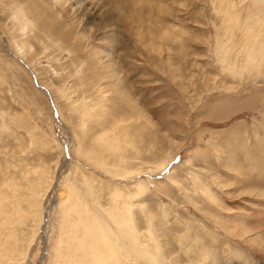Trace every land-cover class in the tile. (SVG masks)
Wrapping results in <instances>:
<instances>
[{"label": "rangeland", "instance_id": "rangeland-1", "mask_svg": "<svg viewBox=\"0 0 264 264\" xmlns=\"http://www.w3.org/2000/svg\"><path fill=\"white\" fill-rule=\"evenodd\" d=\"M0 32V264H264V2L0 0Z\"/></svg>", "mask_w": 264, "mask_h": 264}, {"label": "bare ground", "instance_id": "bare-ground-1", "mask_svg": "<svg viewBox=\"0 0 264 264\" xmlns=\"http://www.w3.org/2000/svg\"><path fill=\"white\" fill-rule=\"evenodd\" d=\"M258 2H264V0H257ZM254 25H262L261 24V22H258V21H255V23L254 22H252ZM257 23V24H256ZM0 37H1V39H2V41H3V43H5V45H4V47H5V49L6 50H8L9 51V49H8V45H7V41H6V38H5V36H4V34L2 33V32H0ZM16 57V56H15ZM250 64V63H249ZM32 72V71H31ZM34 83H35V85H36V87L39 89V90H41V88H42V92L46 95H48V99L50 100V104H51V106L53 107V102H52V98H51V96H50V93L48 92V90L46 89V88H44V87H42V86H40L39 84H38V82H37V80L34 78ZM55 106V105H54ZM65 148H66V152H65ZM68 148H69V143H66L65 145H64V156L66 157V159L68 158V156H69V150H68ZM65 163H67V162H65ZM56 183V182H55ZM55 191H56V188L54 189ZM47 217V216H46ZM41 233H43V230L41 229L40 230V234ZM105 234V233H104ZM44 238H45V241H46V249H45V251L44 252H46V255H47V253H48V246H47V240H46V236H43ZM97 252V251H96ZM88 253V252H87ZM95 254V253H94ZM90 255V254H89ZM96 255V254H95ZM46 257V256H45Z\"/></svg>", "mask_w": 264, "mask_h": 264}, {"label": "water", "instance_id": "water-1", "mask_svg": "<svg viewBox=\"0 0 264 264\" xmlns=\"http://www.w3.org/2000/svg\"><path fill=\"white\" fill-rule=\"evenodd\" d=\"M41 90H42V88H41ZM46 96L48 97V95L46 94ZM55 115H56V113H55ZM65 152H66V148H65ZM43 240H45V238L43 237Z\"/></svg>", "mask_w": 264, "mask_h": 264}]
</instances>
